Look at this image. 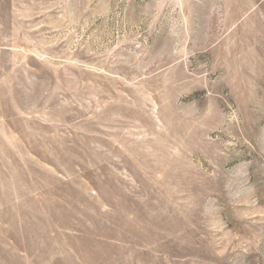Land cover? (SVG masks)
<instances>
[{
	"label": "rangeland",
	"instance_id": "rangeland-1",
	"mask_svg": "<svg viewBox=\"0 0 264 264\" xmlns=\"http://www.w3.org/2000/svg\"><path fill=\"white\" fill-rule=\"evenodd\" d=\"M0 264H264V0H0Z\"/></svg>",
	"mask_w": 264,
	"mask_h": 264
}]
</instances>
